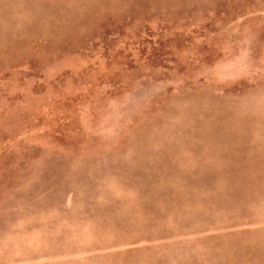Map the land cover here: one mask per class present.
I'll return each instance as SVG.
<instances>
[{
  "label": "rangeland",
  "instance_id": "obj_1",
  "mask_svg": "<svg viewBox=\"0 0 264 264\" xmlns=\"http://www.w3.org/2000/svg\"><path fill=\"white\" fill-rule=\"evenodd\" d=\"M0 264H264V0H0Z\"/></svg>",
  "mask_w": 264,
  "mask_h": 264
},
{
  "label": "water",
  "instance_id": "obj_2",
  "mask_svg": "<svg viewBox=\"0 0 264 264\" xmlns=\"http://www.w3.org/2000/svg\"><path fill=\"white\" fill-rule=\"evenodd\" d=\"M75 57H76L75 54L72 52H64L58 59L45 64L42 67V73L45 75L53 74V72L57 70L59 67L73 68L77 63V60ZM24 87L27 88V85H24ZM31 104H33V102H29V105ZM199 138L201 140V145H202L203 143H206V141H212V140L217 141V143H223V142L231 140L234 137L222 138V136L218 134L217 131H215L214 129H209V130H204L200 132ZM214 157L219 159L220 155L216 153ZM237 164L238 165L234 169H232L227 175L228 184H227L226 192H228L229 194H233L235 191H238L240 189H243L246 192H251L253 187L246 184L242 180V178H240L242 174V170L246 169L245 168L246 164L243 161H238ZM199 183L190 182L188 185V188L199 190L200 188L197 186V185H201Z\"/></svg>",
  "mask_w": 264,
  "mask_h": 264
}]
</instances>
